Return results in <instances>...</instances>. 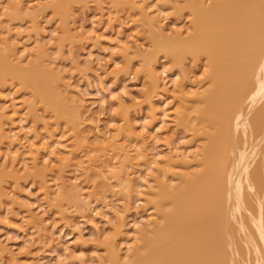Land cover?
Wrapping results in <instances>:
<instances>
[{
    "label": "rangeland",
    "instance_id": "rangeland-1",
    "mask_svg": "<svg viewBox=\"0 0 264 264\" xmlns=\"http://www.w3.org/2000/svg\"><path fill=\"white\" fill-rule=\"evenodd\" d=\"M193 1L0 0V52L29 81H0V264H110L111 245L128 260L162 185L199 171L208 63L163 51Z\"/></svg>",
    "mask_w": 264,
    "mask_h": 264
},
{
    "label": "bare ground",
    "instance_id": "bare-ground-1",
    "mask_svg": "<svg viewBox=\"0 0 264 264\" xmlns=\"http://www.w3.org/2000/svg\"><path fill=\"white\" fill-rule=\"evenodd\" d=\"M188 9L189 34L164 43L163 51L174 59L204 56L208 63L211 88L199 92L205 104L199 119L207 124V144L194 155L199 171L180 174L177 191L162 185L151 227L134 236L128 260L111 245L106 261L112 264H264V0H194ZM14 51L10 44L8 55L0 52V81L11 77L26 85L27 76L13 65L19 63ZM30 72L42 79L36 67ZM41 92L40 101L46 97ZM57 113L60 119L63 113ZM77 118L67 117L68 123ZM4 133L0 139L7 141ZM41 170L33 168L40 180Z\"/></svg>",
    "mask_w": 264,
    "mask_h": 264
}]
</instances>
